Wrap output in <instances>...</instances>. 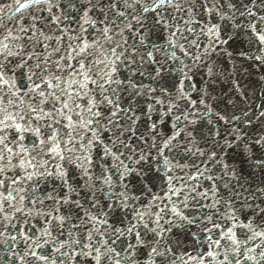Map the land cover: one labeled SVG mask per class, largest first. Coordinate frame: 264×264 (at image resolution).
<instances>
[{
	"label": "snow or ice",
	"instance_id": "6c2138e0",
	"mask_svg": "<svg viewBox=\"0 0 264 264\" xmlns=\"http://www.w3.org/2000/svg\"><path fill=\"white\" fill-rule=\"evenodd\" d=\"M0 264H264V0H0Z\"/></svg>",
	"mask_w": 264,
	"mask_h": 264
}]
</instances>
